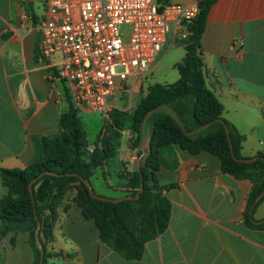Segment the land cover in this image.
Masks as SVG:
<instances>
[{
    "label": "crops",
    "instance_id": "obj_1",
    "mask_svg": "<svg viewBox=\"0 0 264 264\" xmlns=\"http://www.w3.org/2000/svg\"><path fill=\"white\" fill-rule=\"evenodd\" d=\"M196 1L207 0L157 4ZM46 4L47 0H0V203L10 194L1 172L24 171L43 161L44 139L61 133V118L71 103L86 112L41 55L37 27L46 18ZM201 50L209 89L223 105L224 118L245 137L242 156L264 153V0H215ZM142 92L145 95L147 89L124 91L137 100ZM118 99L125 102L124 96ZM136 138L130 127L121 132L115 156L90 181L97 194L117 199L129 195L131 174L142 155L133 148ZM160 159L159 181L172 186L164 191L171 217L166 232L146 245L140 260L127 261L101 242L95 220L84 217L72 189L47 233H41L52 255L47 264H264V229L247 226L244 217L254 182L223 173L219 156L193 154L180 144L163 148ZM253 217L264 220V200ZM29 229V224L7 225L0 218V264H34Z\"/></svg>",
    "mask_w": 264,
    "mask_h": 264
},
{
    "label": "trees",
    "instance_id": "obj_2",
    "mask_svg": "<svg viewBox=\"0 0 264 264\" xmlns=\"http://www.w3.org/2000/svg\"><path fill=\"white\" fill-rule=\"evenodd\" d=\"M214 1H201L200 14L189 26L191 36L184 45L185 58L176 65L180 74L179 81L171 85L150 86L147 96L132 114L114 109L109 114L111 136L101 147H97L92 155L87 152L88 143L79 111L71 103L70 111L61 118V133L56 137L44 139L46 156L43 161L24 171L1 172L10 194L0 203V218L7 225H30V244L36 252L34 264H47L52 257L47 252L42 238L43 256L37 248L36 216L42 223L41 233H47L46 229L51 224L50 220L55 218L59 204L74 186L77 190L75 203L82 209L86 219L95 220L101 242L127 261L140 260L144 255L146 243L162 235L169 226L171 202L164 195V191L172 186L161 185L157 173L161 164V150L173 144H180L193 154L208 152L219 156L223 173L239 180H252L254 188L244 213L245 223L251 228L264 229V224H255L250 216L255 199L264 191V153L258 154V159L251 164L240 163L234 159L225 125L230 129L234 155L239 160L246 159L241 154L245 137L224 118L223 105L207 85L201 39ZM161 106L172 109L181 119L187 132L206 125L209 127L196 135L187 136L168 111L161 109L154 113L147 122L148 126L153 127L150 155L140 171H133L129 182L131 190L127 196L138 195L139 198L120 203L94 199L83 180L91 181L95 171L115 156L121 132L129 122L130 128L137 134L133 148L140 149L144 118L151 110ZM45 172L56 173L57 176L44 175L39 178ZM34 179H37L33 185L35 204L29 190V185ZM263 200L264 198L255 209Z\"/></svg>",
    "mask_w": 264,
    "mask_h": 264
},
{
    "label": "built area",
    "instance_id": "obj_3",
    "mask_svg": "<svg viewBox=\"0 0 264 264\" xmlns=\"http://www.w3.org/2000/svg\"><path fill=\"white\" fill-rule=\"evenodd\" d=\"M46 5V18L37 27L41 55L69 84L78 107L106 117L126 91L124 83L140 80L160 57L172 29L174 38L189 36L200 14L199 1L164 7L157 0H47Z\"/></svg>",
    "mask_w": 264,
    "mask_h": 264
},
{
    "label": "rangeland",
    "instance_id": "obj_4",
    "mask_svg": "<svg viewBox=\"0 0 264 264\" xmlns=\"http://www.w3.org/2000/svg\"><path fill=\"white\" fill-rule=\"evenodd\" d=\"M43 11V7H40V10H37L38 14H41ZM75 16H77L75 12ZM76 20V18H74ZM191 35L187 37H183L181 39L179 38H174V28L172 29L169 37H168V42L166 46L164 47V50L160 57L155 61L154 66L156 67L153 73L150 72L151 66L148 70V74L146 76H143L140 80L136 82L132 81H127L124 83V88L125 90H130L132 87L134 89H141L144 91V89H147V93L144 95L143 92L140 94L138 100L135 98H130L129 94L125 93H120L117 95V98L115 100V108L121 111L125 112H135L138 104L147 96L148 94V88L151 85L155 84H161V85H171L175 84L176 82L179 81L180 74L176 68V65L180 63L184 58H185V48L184 45L186 42L189 40ZM172 45V46H171ZM170 47V48H169ZM117 72H123L122 68H118ZM134 83V84H132ZM142 83V84H141ZM144 84V89L141 88L142 85ZM133 85V86H132ZM125 98V102H121L118 98L123 97ZM127 109V110H125ZM79 111V110H78ZM79 115L81 120L83 121L84 124V130L86 133V138H87V152L92 155L95 151V149L98 147L102 146V143L111 136V127L112 125L109 124V118L106 117L105 115L101 113H92V112H80ZM130 122L127 125V127H130ZM149 130L151 131V128L153 129L152 126H148ZM134 142L132 143V145ZM89 149H91L89 151ZM143 161V165L146 162L145 158L141 160ZM103 167V166H102ZM100 169V168H99ZM97 169L96 172L99 170ZM94 174V175H95ZM110 175L113 177L114 173L113 171L110 172ZM75 189L74 187H71L70 190ZM76 190V189H75ZM77 192V190H76ZM161 236V235H160ZM158 238V237H157ZM156 238V239H157ZM155 240V239H154ZM151 242V241H149ZM147 242L146 245L149 243ZM145 245V249H146ZM145 254V252H144Z\"/></svg>",
    "mask_w": 264,
    "mask_h": 264
},
{
    "label": "water",
    "instance_id": "obj_5",
    "mask_svg": "<svg viewBox=\"0 0 264 264\" xmlns=\"http://www.w3.org/2000/svg\"><path fill=\"white\" fill-rule=\"evenodd\" d=\"M161 109H164L166 111H168L174 118L175 120L177 121V123L180 125V127L182 128L183 132L187 135V136H193V135H196L200 132H202L203 130L207 129L209 127V125H206V126H203L195 131H192V132H187L181 119L177 116V114L170 108L166 107V106H161V107H157L153 110H151L144 118V121L142 123V140H141V146H140V151H142V155L143 157L145 158V160H147V158L149 157L150 155V152H151V138L153 136V129L151 128V131L149 130L148 128V125H147V122H148V119L156 112H158L159 110ZM225 130H226V133H227V137H228V140H229V144H230V148H231V153L234 157V159L240 163H246V164H251L253 162H255L258 157H254V158H250V159H242V160H239L235 157L234 155V150H233V144H232V141H231V137H230V129L225 125ZM136 164V170L137 171H140V168L142 166V163H141V160L140 159H137V161L135 162ZM44 175H52V176H57L56 173H52V172H45L43 173L42 175L39 176V178H41L42 176ZM37 179H34L30 185H29V190L31 192V195H32V201L33 203L35 204V199H34V194H33V185L36 183ZM83 183L85 184V186L88 188L91 196L98 200V201H102V202H111V203H120V202H123V201H126V200H132V199H138L139 196L137 195L136 197H133V196H126V197H122V198H118V199H110L108 197H104V196H100V195H97L96 192L94 191V188L90 182V180H83ZM144 191V185L142 184L141 185V192ZM264 198V191L255 199L254 201V204L252 206V209L250 211V216H251V220L257 224V225H262L264 224V220L263 221H255L254 217H253V213H254V209L255 207L257 206V204ZM36 211V210H35ZM36 220H37V228H36V231H35V239H36V245H37V248L40 250L42 256L44 254V248H43V244H42V241H41V230H42V223L41 221L39 220L38 216H36ZM42 264V262H41Z\"/></svg>",
    "mask_w": 264,
    "mask_h": 264
}]
</instances>
